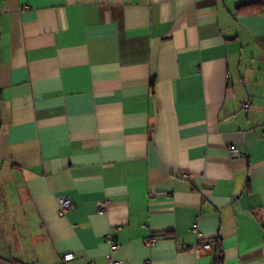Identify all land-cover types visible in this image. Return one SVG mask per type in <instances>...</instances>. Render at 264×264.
Returning <instances> with one entry per match:
<instances>
[{"label":"crops","instance_id":"crops-1","mask_svg":"<svg viewBox=\"0 0 264 264\" xmlns=\"http://www.w3.org/2000/svg\"><path fill=\"white\" fill-rule=\"evenodd\" d=\"M263 236L264 0H0V264H264Z\"/></svg>","mask_w":264,"mask_h":264},{"label":"built area","instance_id":"built-area-1","mask_svg":"<svg viewBox=\"0 0 264 264\" xmlns=\"http://www.w3.org/2000/svg\"><path fill=\"white\" fill-rule=\"evenodd\" d=\"M242 107L244 109H247L249 107L248 103H243ZM231 159L235 160L238 158H241L243 156L242 152L235 148L234 146H231L228 148ZM185 177V175H184ZM57 204H58V211L60 215H65L67 214V212H69V210H71L73 208V200L72 198L68 197V196H60L57 198ZM97 208H98V213L102 214L104 213V204L103 203H99L97 204ZM263 240H264V236H263ZM107 242L110 245V254L108 256V260L112 262V254L118 249V246L115 244V242L110 238V236L107 237ZM157 243V238L156 237H152L150 239H146L144 241V244L148 247H152ZM189 248L187 246H182L181 250L182 251H186ZM192 250L196 253L198 252H202V253H206L210 250V244L208 242H203L201 245L195 246L192 248ZM73 258V256L71 254H68L66 256H64V261H69ZM86 264H93L92 262H87ZM114 264H121V263H114Z\"/></svg>","mask_w":264,"mask_h":264},{"label":"trees","instance_id":"trees-1","mask_svg":"<svg viewBox=\"0 0 264 264\" xmlns=\"http://www.w3.org/2000/svg\"><path fill=\"white\" fill-rule=\"evenodd\" d=\"M255 5H257V3H249V4H245V5H242V6H239L237 8V12H254L255 9L253 8Z\"/></svg>","mask_w":264,"mask_h":264}]
</instances>
